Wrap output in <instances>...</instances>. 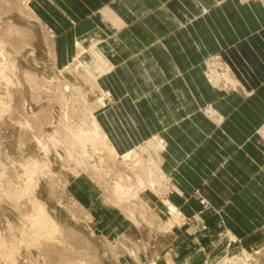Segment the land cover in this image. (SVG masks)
I'll list each match as a JSON object with an SVG mask.
<instances>
[{"label":"crops","instance_id":"obj_1","mask_svg":"<svg viewBox=\"0 0 264 264\" xmlns=\"http://www.w3.org/2000/svg\"><path fill=\"white\" fill-rule=\"evenodd\" d=\"M33 1L60 35L54 50L61 64L76 54L77 36L105 34L111 65L98 80L112 100L95 115L115 149L150 137L164 142L163 196L186 222L149 229L159 241L148 242V263L202 264L201 251L231 248L232 238L242 242L261 230L264 0ZM150 196L169 218L157 203L165 204L163 196Z\"/></svg>","mask_w":264,"mask_h":264},{"label":"rangeland","instance_id":"obj_2","mask_svg":"<svg viewBox=\"0 0 264 264\" xmlns=\"http://www.w3.org/2000/svg\"><path fill=\"white\" fill-rule=\"evenodd\" d=\"M33 3L0 0V264H149L148 242L159 239L149 229L186 222L163 196L164 142L150 137L115 149L95 115L112 100L99 86L103 68L92 75L102 51L111 65L104 38L98 30L77 36L76 54L61 64L60 35L41 14L46 7ZM150 194L163 196L165 204L157 203L169 218L159 216ZM41 207L48 219L38 226ZM249 238L201 251L202 264H264V224Z\"/></svg>","mask_w":264,"mask_h":264},{"label":"bare ground","instance_id":"obj_3","mask_svg":"<svg viewBox=\"0 0 264 264\" xmlns=\"http://www.w3.org/2000/svg\"><path fill=\"white\" fill-rule=\"evenodd\" d=\"M109 18H110V17H109ZM100 31H101V30H100ZM100 31H99V30H98L97 32L95 31V32H96L95 35H98V36L104 38V37H105L104 33H103L102 31H101V32H102V33H101ZM95 35H94V36H95ZM85 39H86V38H85ZM96 39H97V37H96ZM81 41H84V38H82ZM95 44H96V43H95ZM95 47H96V46H95ZM93 51H94V49H93ZM90 53H91V52H90ZM96 53H97V55H99V53H98L97 51H96ZM103 53H104V52L102 51V55H100V56H96V57L98 58V59H97V58H96V59H97L98 61H100V62L97 63V64H96V62H95V64H96L97 66H96V70H95V69L93 70L94 72L91 71V72H93L92 75L95 74V73L99 75L98 72H99L102 68H103V70H104L105 68H107L108 63L106 64V61H105L106 59L103 60V59L105 58V57H104L105 55L103 56ZM94 54H95V53H94ZM94 56H95V55H94ZM86 61H87V60H86ZM107 62H108V61H107ZM84 64H87V63L85 62ZM108 67H109V66H108ZM89 69H90V68H89ZM91 72H90V73H91ZM94 76H96V75H94ZM94 76H93V77H94ZM94 78H95V77H94ZM263 127H264V126H263ZM96 134H97V133L92 134V135H93V136H97ZM103 134H104V132L101 133V134L98 136V139H99V140L101 139L102 141H104V139H106V137H105ZM88 138H89L90 140H92V142H95V143L97 142V140L94 139V137H88ZM29 173H30V172H29ZM119 186H120V185H119ZM119 186H118V187H119ZM123 196H124V195H123ZM41 208H42V207H41ZM43 209H44V208L39 209L38 212H37V214H38L37 217H38V218H36L37 220H36V219L34 220V221L36 222V224H37V223H39V224H40V223H41V224H45L46 221H47V219H48V218H46V217H47V216H46L47 214H45L46 211L44 212ZM39 224H37V225L39 226ZM41 226H44V225H41ZM41 226H40V227H41ZM35 228H36V227H35Z\"/></svg>","mask_w":264,"mask_h":264},{"label":"built area","instance_id":"obj_4","mask_svg":"<svg viewBox=\"0 0 264 264\" xmlns=\"http://www.w3.org/2000/svg\"><path fill=\"white\" fill-rule=\"evenodd\" d=\"M205 109H207V108H205ZM261 126H264V121L260 124V127H261ZM201 201H202L203 203H206V201H205L204 198H201Z\"/></svg>","mask_w":264,"mask_h":264}]
</instances>
